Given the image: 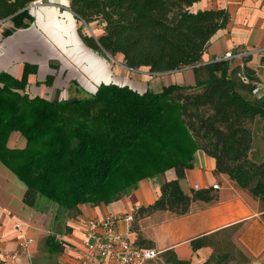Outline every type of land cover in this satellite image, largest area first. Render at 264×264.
<instances>
[{
  "label": "trees",
  "instance_id": "trees-1",
  "mask_svg": "<svg viewBox=\"0 0 264 264\" xmlns=\"http://www.w3.org/2000/svg\"><path fill=\"white\" fill-rule=\"evenodd\" d=\"M31 1L0 0V20L12 24L4 35L32 22ZM196 1L70 0L69 7L83 23L96 21L103 27L97 37L80 32L87 47L120 53L129 69L169 72L196 64L212 35L229 20L222 7L190 11ZM36 69L25 63L20 79L0 72V162L24 184L25 205L35 207L42 197L63 208L67 218H76L79 205L116 201L140 180L172 168L176 177L164 179L157 197L135 209L130 230L158 210L183 215L195 201L218 199V187L186 193L180 185L200 149L214 158V174L227 175L259 202L264 219V159L254 161L249 155L256 117L264 129V93L253 92L257 84L245 64L231 67L229 59H214L193 68L192 85L171 83L140 92L101 82L89 97L62 100L25 91L27 76ZM13 132L24 138L23 146H8ZM133 241L151 247L143 245L140 235ZM203 243L196 238L191 247ZM238 253L242 262L248 261ZM160 257L167 264H192L173 249L147 264ZM229 257L214 251L201 264H223Z\"/></svg>",
  "mask_w": 264,
  "mask_h": 264
},
{
  "label": "crops",
  "instance_id": "crops-1",
  "mask_svg": "<svg viewBox=\"0 0 264 264\" xmlns=\"http://www.w3.org/2000/svg\"><path fill=\"white\" fill-rule=\"evenodd\" d=\"M69 3L70 0H44L30 7L32 22L7 35L3 31L12 26L11 21L0 20V72L20 79L25 63L36 65V72L27 76L25 91L29 95L51 99L55 88L53 97L59 100L82 98L94 92L100 81L125 84L123 78L122 83H118L120 75H115L114 66L109 74L105 57L108 54L87 47L80 37V32L99 36L103 32L102 25L92 21L88 23L92 32L84 31L82 21L77 19ZM219 7L227 9L229 20L209 39L196 64L169 72H149L152 76L147 74L141 83H149L147 87L153 91L171 83L192 85L195 83L194 67L231 51L230 66L245 64L253 72L260 93H264V0H197L188 9L195 12ZM117 54L122 59V55ZM154 75H161L162 79L157 89L151 85ZM47 76L52 78L49 83ZM147 87L134 89L141 92ZM62 90L70 92V97L61 98ZM252 134L249 155L254 161H261L264 159V129L258 117L254 120ZM10 137L18 138L23 146V137L18 132ZM192 163V168L180 179L182 189L190 193L194 186L217 184V200L195 201L183 215L155 211L138 219L132 231L130 223L124 220L119 221L117 227L128 228L132 240L140 235L145 240L143 245L159 251L173 249L179 258L189 259L192 264L204 262L217 249L216 237L235 226L240 227L234 240L247 257L264 250V219L259 202L227 175L214 174V158L202 150L194 152ZM175 177L174 169H167L162 174L140 180L136 188L116 201L95 206L81 204V214L67 218L63 208L43 198H38L35 207L25 205L21 200L24 184L0 162V250L6 264H74L84 251L83 219L132 215L136 208L157 197L164 179ZM28 238L30 243L21 247ZM196 238H203L204 243L194 250L191 241Z\"/></svg>",
  "mask_w": 264,
  "mask_h": 264
},
{
  "label": "built area",
  "instance_id": "built-area-1",
  "mask_svg": "<svg viewBox=\"0 0 264 264\" xmlns=\"http://www.w3.org/2000/svg\"><path fill=\"white\" fill-rule=\"evenodd\" d=\"M43 2L44 0H32L28 7ZM232 56L233 53L227 51L214 59H230ZM253 92L260 94L258 86L255 87ZM214 187H218L217 184ZM122 220L131 223L132 215H109L102 219H83L82 222L85 225V231L83 232L84 251L74 264H147L149 260L156 258L161 251L155 247L136 245L130 238L128 228L123 230L117 227V223ZM30 241V238L24 240L20 244L21 247L25 248ZM3 256V251L0 250V258L4 259Z\"/></svg>",
  "mask_w": 264,
  "mask_h": 264
},
{
  "label": "rangeland",
  "instance_id": "rangeland-1",
  "mask_svg": "<svg viewBox=\"0 0 264 264\" xmlns=\"http://www.w3.org/2000/svg\"><path fill=\"white\" fill-rule=\"evenodd\" d=\"M82 26H83L84 31H87L89 33L92 32V28L90 27V24H85L82 22ZM107 54L108 55L105 57L107 58V62L109 64V74H110V70H111L112 66H114L115 75L116 76L120 75V78H119L120 80H118V83L119 82L122 83V78H123V80L126 79L124 85H128V86H131L133 88L142 89V87H147L149 85V83H147V84H145L144 82L141 83L142 80H144V78L147 76V74L152 76V74L149 73L150 71L147 68L140 67L137 69H129L125 66V64H124V62L121 59L119 54H115V55H111L110 53H107ZM154 76H156V77L153 79H150V80H152L151 85L153 86V88L157 89L160 87V85L162 83L161 82L162 79H161V75H154ZM106 81L112 82L113 80H111V81L106 80ZM100 82H105V81H100ZM154 82H158V84L154 85ZM55 90L56 89L53 88V90L51 92L52 96L50 98H52L55 95V93H56ZM30 92L33 93L32 91L29 90V93ZM69 93H67V91H65V90H62V92H60L59 96H61V98L67 97L69 95ZM89 96H90V94H88V96H85V97H89ZM68 97H70V96H68ZM258 119H259V117H258ZM23 140H24V138H23ZM21 145H22V143H21ZM23 145H24V143H23ZM8 146L19 147L20 144L18 143V138L15 139L13 137H10L8 140ZM39 198H42V197H39ZM239 227L240 226H235V227H232L230 229H226V230L222 231V235L216 237V244H217L216 252H219V253L228 252V253H230L229 259L226 260L223 264H264V250H260V251L256 252V254H254V255L251 254L249 257H247L243 252V254L248 258V261L242 262V260H241L242 258L238 253V250H240L241 252H242V250L236 244V240H234ZM151 264H167V263H165L163 261V259L160 257V258H157L154 261H152ZM210 264H212V263H210Z\"/></svg>",
  "mask_w": 264,
  "mask_h": 264
}]
</instances>
